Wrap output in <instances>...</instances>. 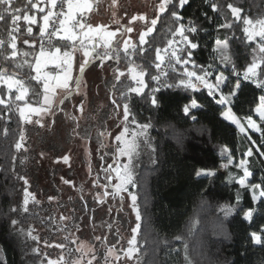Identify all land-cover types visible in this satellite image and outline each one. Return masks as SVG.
<instances>
[{"label":"trees","instance_id":"1","mask_svg":"<svg viewBox=\"0 0 264 264\" xmlns=\"http://www.w3.org/2000/svg\"><path fill=\"white\" fill-rule=\"evenodd\" d=\"M212 2L218 3V11L212 10ZM228 3L243 9L241 17L247 16L254 21L264 18V0H208L207 3L205 0H189L182 9H173L170 6L169 11L160 14L156 29L147 37L148 44L144 46L146 52L141 55L137 51L132 57L136 64L143 65L147 71L144 77L147 87L143 93L140 95L129 93L127 101L121 98V92L136 86L127 73L128 58L121 51L119 61L113 58L107 63L104 62L112 68L116 66L117 69L126 70L125 76L121 77L119 82L115 80V76H111L112 74L103 78L101 93L103 95L106 91L109 93L107 105L96 117L89 116V120L86 118L83 125L71 121L72 125L64 129L65 138H62L56 127L54 130L42 129L34 120L31 123L22 120L16 106L22 107L24 102L12 103L15 92L11 94L12 101H9L11 111L9 107L0 105V264H47L50 257L58 256L60 253L65 257V262H70L75 244L82 237V232H78L79 236L72 238L71 229L81 225V228L90 232L92 239L101 237V242L105 246L115 245V255L125 256L123 250L129 247L128 241L132 238V232L127 239L121 234L122 230L129 232L126 229L128 218L122 212L120 196L104 195L105 191L112 192V184L106 179L110 172H105L107 168L105 160L113 158L114 150L110 148L98 154L95 161L96 169L91 173V179L96 184L93 195L86 193L83 196L77 190L73 198L66 201L72 207L68 223H63L62 215L56 210L58 207L54 208L52 200L49 199L56 190L55 171L50 167H45L44 170L40 162L41 157L45 155L59 156L63 150L60 144L62 140L70 142L73 138L83 136L92 138L95 144L102 148L101 133H105L106 122L120 109L113 105L112 99H116L121 108L123 103H129L131 115L124 123L129 131H140L138 125H151L147 130V138L155 148V152L151 151L141 137L139 154L134 159L137 187L130 190L137 195L142 220L137 235V247L140 251L134 254L129 264H186L185 244L188 245V255L192 264H264V244L256 245L251 239V233H261V229L264 228V202L254 203L252 192L241 188L237 183L242 176L241 170L229 166L227 174L223 177L217 173L210 178L195 176L199 169L216 171L222 161L227 160V154L221 155V150L225 147L233 161L245 158V151L251 146L250 142L246 137L239 135L235 125L220 116L222 108L208 95L206 89L192 91L183 87L165 86L175 84L183 78L181 66L176 65L173 70L162 65L167 77H163L160 83L151 79L156 73L154 67L156 48L164 47L167 40L172 38L168 30L171 28L174 31L178 23H184L187 27L191 21L197 31L189 34V39L199 45L193 50L195 63L205 67L212 64V70L219 65L220 72L229 78L223 91L229 92L236 83L233 63L236 71L242 73L252 59V50L256 47V42L247 40L243 32L245 25L242 20L237 21L232 16L227 8ZM32 4H38L45 12L33 9ZM49 7L46 0L44 3H40L39 0H31V3H28V0H14L12 8L21 9L17 14L21 17L25 12L34 15L37 24L29 25L21 19L13 25L10 15L0 21V39L8 41L9 31L13 27H18L19 31L13 32L17 37V50L21 54L29 53L28 56L18 55L15 60L9 61H5L0 55V67L7 68L9 74L16 72L17 78L25 81L29 89L26 100L33 106H40L43 97L42 80L38 82L32 77L37 75L33 70V63L40 50L37 37L43 22L41 18ZM96 7L93 5V11L84 17L86 23L91 24L90 22L95 19L98 21L105 19L104 13ZM108 7L107 3L105 16L108 23L105 25L120 27L125 25L124 23L128 24L127 20L124 19L123 22L119 17L120 13L115 19L120 21V25L113 23V17L108 15ZM172 10H178L183 20L175 22L171 17ZM96 12H102L101 17H96ZM223 24H231L232 27H220ZM29 26L32 27L30 35L27 32ZM123 31L124 28L121 27V33ZM217 39L221 41L227 39L232 63L224 64L219 60V64L216 65L213 48ZM24 40H28L29 43L25 44ZM117 40L121 42L120 35L117 36ZM138 41L136 39L134 43L139 48ZM52 46L63 48L62 50L70 47L61 39L54 40ZM114 47L119 48L117 45ZM3 51L5 55L10 53L7 44ZM97 54L102 56L103 52L98 48ZM25 61L28 63H24ZM99 63V59H93L88 67ZM262 67L264 70V65ZM189 68L191 69V66ZM240 80L241 88L234 100L233 112L237 117L244 118L253 115L258 98L264 95V92L251 81H244L242 77ZM156 88H159L155 93L159 103L158 106H153L151 97L153 89ZM0 95L8 99L6 89L0 91ZM71 98L72 96L65 101ZM192 98H195L202 107L191 109L186 115L183 108ZM54 118L55 121L58 120V117ZM133 119L136 123H132ZM4 129H7V135ZM21 134L24 136L22 141L24 147L17 151L15 143ZM250 136L256 141V145L260 146V152H264L261 134L252 132ZM252 150L253 156L247 157L249 170L253 173L249 183L258 184L264 178V157L260 156L256 148ZM153 159L156 160L155 164L152 162ZM19 177L26 178L28 184L25 185ZM46 177L49 184L45 183ZM105 185H108L107 189ZM25 187L35 195V201L30 199L26 213L22 210ZM97 193L101 196L103 204L108 206L109 212H106L108 217L103 214L94 216L98 213L96 209L99 206L95 203ZM237 196L240 197L239 201ZM13 207L17 208L16 212L11 211ZM225 207L232 208V213L227 217L222 211ZM249 209H254L251 221L244 219V213ZM13 219L19 221L15 227L11 224ZM136 223L137 221L135 225ZM19 229H24L25 232L33 230L32 235L38 239H32ZM177 236L182 239L177 240ZM104 237H107L106 242L103 240ZM58 244H64L65 248L56 247ZM37 248L38 253L33 251Z\"/></svg>","mask_w":264,"mask_h":264},{"label":"snow or ice","instance_id":"2","mask_svg":"<svg viewBox=\"0 0 264 264\" xmlns=\"http://www.w3.org/2000/svg\"><path fill=\"white\" fill-rule=\"evenodd\" d=\"M40 3H44L45 0H39ZM47 5H49V9L46 15L42 16L43 23L39 27L41 44L39 55L35 57V66L34 71L37 73L35 77L32 79L36 81L43 80V102L40 106L36 107L32 104L28 103L26 97L28 96L29 89L25 85V81L23 79L17 78V73L13 72L11 74L8 73L7 68L0 67V91L3 89L7 90L8 99H5L2 95H0V105H5L9 107V111H11V107L9 106V101H12V93L15 92V99L12 103L16 101H23L24 106L17 105V110L19 111V115L22 120L25 122L31 123V115L36 114L40 115L41 113L51 112L54 107V98L56 96V89L64 90L68 95H71L73 89L70 87V81L73 79L71 72L73 69L74 63V53L77 50H83V62L79 64V72L81 75L84 73L88 64L92 62L93 59H99L101 64L105 60H110L115 58L119 61L121 51L128 58L129 67L128 74L130 75L131 81L135 83V87H129L126 92H121L120 96L123 100L127 101L129 99V93H135L140 95L143 93L144 88L147 87L144 77L147 74L146 69H144L143 65H138L134 62L132 57L136 54L137 51L141 55L146 52V48L144 47L148 44V39L154 30L156 29L158 20L160 19L161 13H166L169 11L170 6L173 9H182L185 5L189 3V0H159V4L157 5V15L155 18L149 20L146 14H138L133 15L128 21V25H120L119 20H113V23L120 25L114 31L110 30L109 25L98 24L92 25L86 23L84 21V16L86 12H90L93 10V3L91 0H46ZM99 3V0H96ZM207 3L208 0H205ZM14 0H0V21H3L6 16L10 15L13 25H16L18 21L23 19L29 25L37 24V18L34 15H28L26 12L21 17L17 13L21 11V9H13L12 4ZM28 3H31V0H28ZM117 4V0H112V5L115 6ZM66 6V10H65ZM60 8L59 11H53L57 8ZM33 9H38L39 12H45L44 8L38 7V4H32ZM212 10L218 11L219 5L216 2L211 3ZM227 8L231 11L232 16L237 20L241 21L245 25L243 32L249 42L257 41L256 47L253 48V59L252 62L247 65L242 73V77L244 81L251 80L258 88L264 89V78H260V76L264 75V73L258 72V69H261V66L264 65V18L257 19L253 21L251 18L244 16L241 17V13L243 9L234 6L232 3L227 4ZM115 17V12L113 13ZM171 17L175 22H180L183 20V17L180 15L178 10L171 11ZM135 21H143L145 22V30L139 33V48L136 43H132L131 38L125 39L123 41V47L117 48L114 45L120 44V41L117 40L118 34L123 35L125 33H131L134 29L130 26ZM121 27L124 28V33H121ZM220 27L231 28V24H223ZM53 30L49 32V29ZM18 27H13L8 33V41L4 39H0V55L3 56L5 61L15 60L18 55L28 56L29 53H19L17 50V37L13 35V32H18ZM171 39L167 40V43L163 49L157 47L154 64L155 69L157 70V75L151 76L153 81L157 83L161 82V77H167V72L162 67V65H166L167 67H171L175 70V66L179 65L182 67L183 71L181 76L183 78L179 79L175 84H166V87H183L185 89H190L192 91H199L201 87L206 88L208 91V95L213 98L215 103L222 108L220 112V116L226 120L230 121L233 125L237 127V129L241 133H245L247 129H251L254 132L261 133V141L264 143V95H261L258 98V103L254 109L255 113L259 116L258 123L256 120L252 118L251 115L240 118L237 117L233 112L234 100L237 97V94L241 88V73L237 72L235 69V65L233 63V74L236 76V83L231 87L229 92H224L223 87L227 86L228 77L224 75L223 72L218 73L214 77V81L210 79L212 77V71L210 70L213 65L209 64L207 67L197 65L195 60L193 59V50L198 48V44L194 43L191 39H189V34L197 31L196 27L189 21V26L186 27L184 23H178V26L175 27L173 31L171 28L168 30ZM27 32L30 35L32 33V27L29 26L27 28ZM45 36L48 37L46 43L47 45H52V37H58L59 39L65 41L70 45L69 49L61 51V48L56 47L54 51L46 50L45 47ZM178 38V39H177ZM25 44H28V40L23 41ZM78 43V47H77ZM7 44V48L10 49V53L5 55L4 48ZM89 45H91V50H89ZM103 48V55L100 56L97 54L98 48ZM131 49V51H130ZM164 53L162 55L161 53ZM186 53V55H185ZM214 59H219L221 63L228 64L232 63L231 56L229 54V45L227 39L221 41L217 39L215 42V47L213 48ZM91 58V59H90ZM54 62L56 68L62 71L61 74H57L56 76H50L48 73H44L41 75L42 68L47 67L49 62ZM24 63H28L25 61ZM189 66H191L192 70H189ZM16 67H22V65H16ZM125 76V72L116 70L115 80L117 82L120 81L121 77ZM55 81L54 84L50 83V81ZM76 91L79 90L81 79L76 78ZM116 85H113V89H115ZM159 91V88L153 89V95L151 97V103L153 106H158V100L155 96V93ZM218 97V98H217ZM63 99L60 100V103L63 104ZM113 105L116 106L117 109L121 108L120 104H117L116 99H112ZM202 105L198 103L195 98H192L189 104H186L183 108L184 113L187 115L190 113L191 109L201 108ZM123 108V119L125 122L129 120V116L131 115L129 103L125 102L122 105ZM80 111H83V102L80 105ZM196 119V117H193ZM242 119L246 121L242 123ZM36 123H40L39 120ZM132 123H136L135 119L132 120ZM43 126V125H41ZM151 127L150 124L138 125L140 131L133 130L129 135V130L127 126L123 128L119 135L115 137V140L119 142V146L117 148V152L120 157H126V161L109 164L105 169L106 173H114L115 174V183L112 184L113 176L111 174L106 175V179L112 184V192L109 193L105 191L104 195L107 196L111 194L112 196H120L121 201L124 200V194H127V197L130 199L131 204L129 205L132 211L135 213V219L137 221L135 227L131 229L132 238L128 241L129 247L123 250L124 255L129 259L134 258V254L140 251L139 247H137V235L141 229V220L142 214L141 209L137 203V195L135 192L130 191V188H136V176L134 173V159L139 154V149L141 147L140 138L143 137V143H146L151 151L155 152V148L152 147L151 143L147 138V130ZM5 135H7V129H4ZM101 135H103L101 133ZM247 139L251 140V136H248ZM24 140L23 134H21L20 139L15 143V149L17 151L21 150L24 145L22 141ZM253 145L256 144V141H251ZM256 151L260 153V156L264 157V152H260V146H257ZM227 154V164L222 165V167H228V165L232 164V157L230 155L229 150L225 147L221 150V155L224 156ZM253 150L250 147L248 151L245 153V157H252ZM15 156L13 157V161H15ZM64 160L67 161L68 157L65 156ZM153 164L156 163V160L153 159ZM238 168L242 169L243 175L237 180V183L241 188L249 189L252 192V200L254 203L257 201L264 202L262 198H264V178L261 179V183L258 184H250L249 177L253 175V173L249 170L248 160L247 158L242 159L238 165ZM14 170V169H13ZM216 172L211 169H199L196 171L195 176L197 178L200 177H214ZM19 179L23 180L25 185L28 184V181L24 177H19ZM65 183H69L65 181ZM106 189L108 185L104 186ZM30 199L35 201V195L28 191V188H24V199L22 203L23 212H28V205ZM51 200L52 197H49ZM240 197L237 196V200L239 201ZM12 212H16L17 208L13 207L11 209ZM224 211L225 216L227 217L232 213L231 207H225L222 209ZM254 209H249L244 213V219L247 221H251L253 218ZM61 219H67L66 217L61 216ZM19 221L13 219L11 220L12 226H17ZM21 233L26 234L32 239L36 240L38 237L32 235L31 229L25 232L24 229H19ZM96 240H101V237H95ZM177 240H181L182 237L177 236ZM251 239L254 244L261 245L264 244V228L261 229V233L253 232L251 233ZM103 240L106 242L107 237H104ZM75 243V240H73ZM51 246V245H49ZM56 247L64 249V244H58ZM115 245L109 247L107 249V253L105 256L106 264H108V257L114 254ZM34 252H39V249H34ZM77 252H80L81 258L74 261L73 264H82V260L84 256H87L89 252L93 253L91 259L87 261V264H93V261L96 260V256L94 254L93 249H89L87 252L84 251V244L81 242L80 247L76 249ZM185 256L184 259L186 264H192V260L188 255V245H184ZM115 259L119 260L120 256L115 255ZM47 264H65V257L61 255L58 260L48 259Z\"/></svg>","mask_w":264,"mask_h":264},{"label":"rangeland","instance_id":"3","mask_svg":"<svg viewBox=\"0 0 264 264\" xmlns=\"http://www.w3.org/2000/svg\"><path fill=\"white\" fill-rule=\"evenodd\" d=\"M93 5H96V9L100 8L99 11H102L104 14V20L102 21L93 20V22H90L92 25H98V24H107L108 20H106V14H107V3H108V15L112 16L113 19H117L116 17L120 13V18L123 20H127V22L130 20V18L133 15L138 14H146V16L150 19L155 18L157 15V5L159 4V0H117V4L115 6L112 5V0H99V3L96 2V0H91ZM93 11V10H92ZM90 11V12H92ZM101 12V13H102ZM115 12V17L113 16V13ZM88 12L85 13V16H87ZM101 13L96 12V17H101ZM125 17H124V16ZM84 16V17H85ZM125 19V20H124ZM100 20V19H99ZM254 21V20H253ZM256 21V20H255ZM125 25H128L127 23H124ZM134 31L131 33H125L123 35H120L121 42L117 46L122 49L123 47V41L125 39L131 38L132 43L137 39L139 40V33L145 30V22L143 21H135L130 25ZM117 27H110V30H115ZM124 33V31L122 32ZM259 38H257L258 42ZM58 46H51L47 50L54 51V49ZM165 47V46H164ZM162 47L161 49H163ZM70 47L66 48L69 49ZM63 49V48H62ZM61 51H64L62 50ZM65 49V50H66ZM91 49V45H89V50ZM101 52H104L103 48H99ZM40 51V50H39ZM39 51L36 56L39 55ZM164 55V53H161ZM74 63H73V69L71 72V75L73 79L69 82L71 89H73L71 95H68L64 90L62 89H56V96L54 98V107L51 112L48 113H41L40 115L32 114L31 120H34L35 122L37 120L40 121V125L42 126V129L52 128L54 130V127H56L57 131L62 135V138H65L64 136V129L72 125L71 121L78 125H83L85 122V119L89 116L96 117L97 113L102 110L107 105V100L109 97V93L106 91L103 95L101 85L103 84V78H107L112 74L111 76L116 75L117 67L114 66L113 68L109 65L101 64L99 65H90L87 67L84 71V73L81 75L79 74V64L83 62V50H77L74 53ZM253 59V56H252ZM252 59L249 63L252 62ZM109 60L105 61L106 63ZM216 62L219 64V59H216ZM35 66V62L33 63V68ZM166 66V65H164ZM247 67V66H246ZM245 67V68H246ZM244 68V69H245ZM120 71H126L124 69L121 70V68H118ZM263 67L261 66V69H258V72L264 73V70H262ZM189 70H192L189 68ZM155 71V70H154ZM213 76L210 78L214 81V77L220 73L219 65L218 68L213 70ZM244 71V70H243ZM242 71V73H243ZM44 73H48L50 76H56L57 74L62 75V71L58 68H56L54 62H49L47 67L42 68L41 75ZM128 73V70H127ZM241 73V77H242ZM129 75V74H128ZM157 75V72L154 74V76ZM76 78L81 79L79 90L76 91ZM243 78V77H242ZM260 78H264V75L260 76ZM106 81V80H105ZM251 81V80H249ZM43 82V80H42ZM108 82V81H107ZM252 82V81H251ZM50 83L54 84L55 81H50ZM264 92V89H262ZM72 98L69 101H65L66 98L71 97ZM218 98V97H217ZM63 99V104L60 103V100ZM43 102V97L41 99V104ZM81 102H83V111H80V105ZM24 106V105H23ZM56 106H58V109H56ZM38 107V106H36ZM255 109V108H254ZM54 117H58V120L55 121ZM252 118L256 120L258 123L259 116L255 113L253 110ZM87 120V119H86ZM89 120V118H88ZM242 123L246 124V121L242 119ZM86 123V122H85ZM124 119H123V109L120 108L116 111V113H113V115L107 120L106 122V130L105 133H103L102 143L103 146L100 148L95 144V142L92 140V138H84L81 136L80 138L76 137L73 138L72 141L66 142L62 140L60 144L63 146V150L61 151L60 155L57 157L53 156H42L40 159V162L45 170V167H50L51 170L55 171V181L54 184L56 185V190L53 191L54 195H52V202L54 204V208L58 207L56 210L59 215H62L63 217H66L67 219H63V223H68L70 220V211L72 209L71 205L69 203H66L70 198L72 199L74 194L77 193V190L79 193H81L83 196L87 193L90 195H93V192L95 191V182L93 179H91L92 175L91 173L96 169V160L98 157L99 152H105L108 149L114 150V156L113 158H108L105 160V167L109 164H113L115 166V163H120L123 161H126V157H120L117 148L119 146V142L115 140V137L120 134V132L123 130L124 126ZM262 128H264V125H262ZM132 130L129 131V135L131 134ZM239 135L243 137H248L250 134L257 133L252 131L251 129H247L245 133H241L239 130ZM261 134V133H258ZM248 141L251 144V148H257V145L252 144V138L251 140L248 139ZM249 149V148H248ZM248 149L245 151V153L248 151ZM67 156L68 160L65 161L64 157ZM247 158V157H245ZM243 158V159H245ZM242 159L238 161H233L232 164L229 166H234V168H238L236 165L239 164V162ZM227 164V160H223L219 168L215 171L220 176H225L227 174L228 167H222V165ZM240 169V168H238ZM243 175L242 169H240ZM113 176V182L115 181V174L111 173ZM47 178V177H46ZM250 179V177H249ZM65 181H68L69 183H65ZM46 184H49V180L47 178ZM96 185V184H95ZM131 191V190H130ZM125 198L122 201V212L125 213L126 218L128 220L126 221L127 227L129 232L122 230L121 236L124 239H127L129 234L132 232L131 229L135 226V213L130 208L131 201L127 197V194H124ZM95 203H98L99 206L96 209L98 213H96L94 216L98 217L99 214H103L105 217H108L107 211L108 206L106 204H103L101 196L98 195L95 197ZM107 212V213H106ZM106 214V215H105ZM82 226V225H81ZM80 227L72 228L70 236L72 238H76L78 235V232H82V237L76 242L75 244V251L72 255V258L70 259V262H65V264H73L74 261L81 258V253L77 252L76 249L80 247L81 242L84 244V251L87 252L89 249L94 250V254L96 256V260L93 261V264H106L105 256L107 253L108 246H105L101 240H96L94 237V234L92 237L89 235L87 230ZM81 228V229H80ZM95 230V229H94ZM93 233V232H92ZM57 244V243H56ZM93 253L89 252L87 256L83 257L82 264H87V261L91 259ZM62 254L60 253L58 256H52L50 259L52 260H58L59 257ZM57 257V258H54ZM125 256H121L119 260L115 259V251L112 256L108 257V264H129L131 261Z\"/></svg>","mask_w":264,"mask_h":264},{"label":"built area","instance_id":"4","mask_svg":"<svg viewBox=\"0 0 264 264\" xmlns=\"http://www.w3.org/2000/svg\"><path fill=\"white\" fill-rule=\"evenodd\" d=\"M60 10V8L58 7L57 9H55V10H53V11H59ZM65 10H66V6H65ZM46 14H47V12H46ZM45 14V15H46ZM43 23V22H42ZM53 29L52 28H50L49 29V32H51ZM38 40H39V43L41 44V37H40V34L38 35ZM47 39H48V37L47 36H45V47H46V50L47 49H49L52 45H47V43H46V41H47ZM56 39H59L58 37H52V44H53V42H54V40H56ZM178 39V38H177ZM164 68V67H163ZM211 71H212V76H213V70L212 69H210ZM156 72H157V70H156ZM163 77H161V79H162ZM211 78V77H210ZM200 89H206V88H203V87H201ZM207 90V89H206Z\"/></svg>","mask_w":264,"mask_h":264},{"label":"water","instance_id":"5","mask_svg":"<svg viewBox=\"0 0 264 264\" xmlns=\"http://www.w3.org/2000/svg\"><path fill=\"white\" fill-rule=\"evenodd\" d=\"M105 61H107V60H105ZM105 61H104V62H105ZM88 65H89V64H88ZM87 67H88V66H87ZM87 67H86V68H87ZM79 74H81V73L79 72ZM75 89H76V86H75Z\"/></svg>","mask_w":264,"mask_h":264}]
</instances>
